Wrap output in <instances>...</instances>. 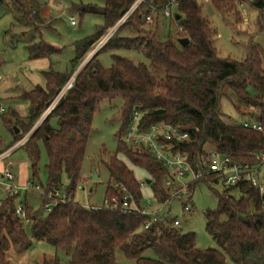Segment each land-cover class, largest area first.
<instances>
[{
    "label": "trees",
    "instance_id": "16d2710c",
    "mask_svg": "<svg viewBox=\"0 0 264 264\" xmlns=\"http://www.w3.org/2000/svg\"><path fill=\"white\" fill-rule=\"evenodd\" d=\"M134 1L102 0V7L74 3L71 10L80 17L99 15L105 21L104 26L94 35L75 43L76 57L67 73L52 69L44 72L45 87L37 86L18 98L28 103L25 117L14 108L0 116H6V126L14 137L12 146L35 127L22 147L30 162V183L38 184L35 180L42 146L48 159L47 182L39 184L46 193L66 187L73 196L70 203L57 206L49 214L26 205L27 218L23 220L15 214L17 207L13 200L16 195L8 194L0 204V264H9L10 251L23 255L32 249L34 242L46 243L55 250V264L61 263L60 257L64 264H118L116 254L119 251L135 264H264V192L249 186L248 182L226 186L223 178L208 174L210 151L230 158L233 164L251 167L260 164L264 152V47L250 44L248 57L243 61L219 57L214 44L217 31L204 16L199 0H179L171 18L164 16L166 0H148L156 7L154 24H146L145 16L150 9L144 4L98 52L106 48L134 50L144 56L146 62L137 63L114 55L112 66L104 68L97 60V53L38 125L79 68L81 60L117 24ZM49 2L0 0V21L12 17L24 36L33 35L28 45L31 61L51 59L63 51L43 39V31L51 29L58 20L53 13L48 17L44 14ZM211 3L218 11L232 14L236 24L243 23L245 13L238 0H211ZM247 9L259 14L256 27L264 33V0L248 2ZM162 19H170V25H176V40L161 39L159 25ZM181 39L190 42L182 46ZM230 93L241 107L229 98ZM118 97L123 101L120 115L123 126L117 137L118 152L105 163L111 181L105 199L127 195L142 206V187L145 185L156 207L163 205L170 197L166 187L170 175L163 162L148 149L140 150L126 140L122 141V137L126 136L135 111L140 113V132L155 125L178 127L182 133L190 135V140L166 142V149L186 155L192 168L202 173L201 178L190 183V201L199 183L221 181L225 187L217 193V210L205 213L206 231L221 251L199 250L195 234L181 233L179 228L172 226L174 220L166 219V224L144 230L149 221L147 217L125 215L105 207L91 210L75 202L94 116L105 100ZM224 98H229L238 114L249 115L261 130L238 123L227 124L220 109ZM15 128L19 130L18 134ZM119 155L150 177L146 181L138 180L133 169ZM260 182L264 188V166L260 168ZM233 189L240 192V197L230 195ZM41 199L43 205L50 201L47 197ZM26 223L30 224L29 232Z\"/></svg>",
    "mask_w": 264,
    "mask_h": 264
},
{
    "label": "rangeland",
    "instance_id": "374dc122",
    "mask_svg": "<svg viewBox=\"0 0 264 264\" xmlns=\"http://www.w3.org/2000/svg\"><path fill=\"white\" fill-rule=\"evenodd\" d=\"M199 1L202 3L204 16L209 19L217 31L214 44L219 57L243 61L248 57L250 44L264 47V33L256 27V20L259 15L256 11L251 9L244 10L246 20L244 19L243 23L236 24L232 14L218 11L211 3V0ZM81 2L86 5L103 6L102 0H53L49 2L50 9L48 8L44 14L48 17L51 16L50 13H53L58 20L53 23L51 29L43 31V39L63 49L60 54L52 56L51 59L31 61L29 59L28 45L33 35L24 36L23 31L14 24L12 17H6L0 21V82L2 83L0 99L4 102L6 111L9 108L16 109L18 105L19 107L17 106V108L20 113L27 115L28 103L19 101L18 98L37 86H45L43 72H48L52 69L55 72L67 73L70 70V63L76 57L75 43L94 35L98 29L104 26L105 21L99 15L88 14L82 18L73 9L71 10V6L74 3ZM72 17L77 22L76 26L71 25ZM170 23V19H162L160 21L159 35L163 41L177 39L176 25L171 26ZM119 34H121L120 36L123 35L122 33ZM35 40H38L37 35H35ZM98 54L97 60L104 68L112 66V56L114 55L131 59L137 63L146 62L144 56L134 50L106 48ZM91 59L89 52L81 60L79 68L70 81L73 78L75 80L77 74ZM229 98L232 99L237 107H241L240 102L232 93L229 94ZM229 98H224L220 104L223 119L227 124L254 122L249 115L238 114ZM122 107L123 101L120 97L113 100H105L94 116L91 138L87 145L81 179L74 199L75 202L83 206L100 207L104 203L107 187L111 182L105 163L108 162L110 156H114L118 152L119 141L117 137L121 133L123 126L120 118ZM241 109L249 113V110L243 107ZM5 117H0V152L12 147L14 141L11 130L6 126ZM15 126L18 127L17 125ZM34 128L27 135H32ZM125 137L123 135L122 141H125ZM209 148L207 147L208 150H210ZM119 158L133 169L138 179L146 181L150 177L144 170L133 167L124 156L119 155ZM47 163L46 151L41 146L38 177L35 180L38 184L45 185L47 182ZM7 164L13 166L16 174V186H20L21 182L32 179L30 162L25 149L16 150L6 161L0 162V204L9 196L1 185L3 181L2 172ZM95 173L98 176V181H93ZM64 183H67V180ZM224 189L225 187L221 181L216 183L210 180L209 184L199 183L192 195L191 209L189 211L184 210V201L182 199H175L159 215L168 220H178L181 233H194L199 250L214 249L221 251L218 244L206 231L205 213L217 210L219 203L217 193H221ZM143 191L144 200L142 206L148 207L152 204L153 209L151 210L157 209L158 207H156L147 186ZM229 193L236 197L241 195L236 189L231 190ZM13 204L15 208L27 205L36 211L41 210V213L44 214L42 209L43 201L38 194L18 191L14 197ZM25 228L29 232L30 224L26 223ZM55 256V250L43 242H34L32 249L23 255H18L14 251H10L8 254L9 264H55ZM116 259L118 264H135L133 261H128L120 251L117 252ZM60 260V264H64L63 257H60ZM229 264L232 263L229 262Z\"/></svg>",
    "mask_w": 264,
    "mask_h": 264
},
{
    "label": "built area",
    "instance_id": "2783aa9c",
    "mask_svg": "<svg viewBox=\"0 0 264 264\" xmlns=\"http://www.w3.org/2000/svg\"><path fill=\"white\" fill-rule=\"evenodd\" d=\"M52 1V0H48ZM167 4L164 8V16L171 18L174 16L175 10L179 5V0H166ZM240 9L242 12L246 10L248 2L252 0H238ZM149 6V13L145 16V22L148 26L154 24V16L156 13V7L150 5L148 0H135L132 6L122 15L117 24L110 29L104 37L93 47L90 52L91 58H93L114 36L116 31L129 20V18L143 5ZM243 18L246 20L245 14ZM71 25L76 26L77 22L74 17L71 18ZM72 81H70L66 87L57 96L49 109L44 114L38 125L51 113L59 100L63 95L72 87ZM2 90V83L0 82V92ZM6 113V107L3 101L0 99V116ZM140 120V113L135 111L132 117V123L127 131L125 140L127 143L133 145L137 149H148L152 155L163 162L165 168L169 172L170 177L166 181V187L170 190V197L160 207L155 210L153 205L148 207L139 206L135 200L131 197L124 195L122 198L118 196H111L104 199V203L100 207L84 206L91 210H99L102 207L109 208L111 210L120 211L125 215L138 214L147 217L149 221L144 226V230H150L154 227H159L160 224H166V218L159 215V213L171 204L175 199H182L184 201V210L189 211L191 209L190 196L188 194L190 183L202 177L201 172H196L186 155L172 152L166 149V142L170 143H184L190 140L188 133H182L178 127L170 125H155L145 132H140L138 129ZM241 126L251 128L253 130H261V126L258 123H241ZM31 135H27L19 140L11 148L4 152H0V162L6 161L16 150L25 146ZM209 167L208 174L213 175L216 178H223L226 186H233L240 184L241 182H248L249 186L259 189L260 192H264V188L260 182V168L264 166V152L260 156V164L257 167H251L249 165L233 164L232 160L226 156H222L216 151H210L209 153ZM3 182L2 185L6 188L9 195H16L19 190L15 185L16 175L11 164H7L2 172ZM146 186L143 185V189ZM114 188H117L115 186ZM66 187H62L59 190L46 193L44 187L40 184H27L23 188L26 193H34L40 195V197H47L50 201L43 205L44 214L51 213L54 208L61 204L70 203L73 196L69 194ZM152 196V195H151ZM153 197V196H152ZM15 214L18 218L25 220L27 218V211L25 207H17ZM174 228L180 227L178 220L173 221Z\"/></svg>",
    "mask_w": 264,
    "mask_h": 264
},
{
    "label": "water",
    "instance_id": "95a60500",
    "mask_svg": "<svg viewBox=\"0 0 264 264\" xmlns=\"http://www.w3.org/2000/svg\"><path fill=\"white\" fill-rule=\"evenodd\" d=\"M177 18H179V16H177ZM189 39H181L180 40V44L182 45V46H187L188 44H189ZM15 133L16 134H18L19 133V130L17 129V128H15ZM93 181H98V176H97V174L95 173L94 174V176H93ZM150 180H148V183L150 184ZM73 184H74V181H72L71 182V185L73 186Z\"/></svg>",
    "mask_w": 264,
    "mask_h": 264
},
{
    "label": "crops",
    "instance_id": "0c3cea01",
    "mask_svg": "<svg viewBox=\"0 0 264 264\" xmlns=\"http://www.w3.org/2000/svg\"><path fill=\"white\" fill-rule=\"evenodd\" d=\"M40 60H43V59H40ZM44 73V72H43ZM45 85H46V81H45ZM45 87V86H44ZM18 106V105H17ZM17 106H16V111L22 116V117H25L26 115L25 114H22V113H20V111L18 110V108H17ZM19 107V106H18ZM13 167V166H12ZM16 175V174H15ZM2 180H3V175H2ZM138 180H140V179H138ZM3 182V181H2ZM29 180H27V181H25V182H21L20 183V186H18V188H19V190L20 191H23V188L25 187V186H27V184H29ZM2 185V184H1ZM2 187L4 188V190H5V192H7L6 191V188L2 185Z\"/></svg>",
    "mask_w": 264,
    "mask_h": 264
}]
</instances>
